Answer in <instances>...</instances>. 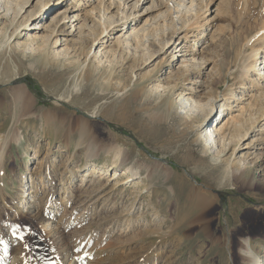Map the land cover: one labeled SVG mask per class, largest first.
I'll return each mask as SVG.
<instances>
[{
  "label": "rangeland",
  "instance_id": "obj_1",
  "mask_svg": "<svg viewBox=\"0 0 264 264\" xmlns=\"http://www.w3.org/2000/svg\"><path fill=\"white\" fill-rule=\"evenodd\" d=\"M110 2L32 0L14 40L16 22L0 21V264H234L243 240L263 264L264 118L224 157L211 147L205 155L199 136L222 121V98L254 94L247 80L264 86V52L258 76L243 74L251 60L245 43L264 17V0H195L201 13L187 18L186 32L169 33V49L144 37L162 29V19L173 27L175 5L157 10L162 0H131L122 16L115 5L102 18L99 9ZM71 16L73 24L63 21ZM140 29L137 39L130 36ZM65 47L76 59L64 64ZM19 91L28 100L20 113L12 102ZM177 94L217 106L209 117L188 114ZM114 155L127 156L141 178L114 190L118 182L107 183L114 171L106 169ZM224 159L246 163L256 186H232ZM33 181L35 193L26 196ZM191 188L209 189L211 201L205 220L189 227L183 217ZM42 209L48 214L39 223Z\"/></svg>",
  "mask_w": 264,
  "mask_h": 264
},
{
  "label": "bare ground",
  "instance_id": "obj_2",
  "mask_svg": "<svg viewBox=\"0 0 264 264\" xmlns=\"http://www.w3.org/2000/svg\"><path fill=\"white\" fill-rule=\"evenodd\" d=\"M30 1H32V0H0V21L9 17L12 25L15 24V22H16L15 26H17V25H19V27L24 26L23 24H26L28 22L29 18L26 19L25 17H22V11H23V8L25 6H28ZM110 1H111L110 2V8L104 9V7H102V8L100 7V9H99L100 12H102V10L104 11L102 18H104L106 13L109 14L108 13L109 10H111V7L115 6V5H117L116 6L117 10H119L118 13L121 14V16H122L123 15L122 12L124 11V9L127 5L126 2H130L131 0H110ZM134 1L137 2V1H141V0H134ZM175 2H176V0H164V1L162 0L161 5L159 6L160 8H157V10H161L163 8V5H165V4L168 6L172 5V7L174 5L176 6L175 7L176 16L171 19V20L174 19L173 20V27L169 28L168 26H170L172 23L167 26L165 23L166 21L162 19V22H163L162 23L163 24L162 29L156 30L154 32V34L152 36H150L153 39L151 42L149 41L150 37L145 36L144 41L147 43H144V44H149L152 46V43H155V45H157V44H160L163 42L165 44H163L162 49H164V48L169 49L171 47V46H168V44H167L169 42L167 40V38H170V36H168L169 33H172L171 35H173V37H174L177 34H181L183 32H186L189 29V26L191 24V23H189L190 21L187 20V18L192 16L193 18L196 19V17H198V15L202 11V9L195 10V8H194L195 0H188V3H186L187 0H183L182 2L179 1L177 3H175ZM132 7H134V6L132 5ZM113 8H115V7H113ZM105 10H106V12H105ZM157 10H156V12H157ZM183 18H186V19L184 20ZM65 19H67L70 24H73L76 21V18L74 16L66 17L63 19V21ZM178 21H180V23L182 24L181 26H177ZM259 22L260 23L257 24V27H255V28L251 29V31H249L248 36H247L248 38H247L246 43H245L246 46H251V52H250L251 53V58H250L251 60H250L249 64L243 68L244 69L243 74L249 75V76H250V74L252 76L258 74V70L256 68L257 60H259L258 52L261 54H263L262 52H264V17H263V15L259 18ZM64 24H65V22L63 23V25ZM144 26L146 27L147 25L144 24ZM143 27L141 29L144 32ZM72 28H75V26H73ZM18 29L19 28L17 26L16 29L14 30V32H12V34H11L12 38L18 36V34H19ZM78 29L80 30V28H78ZM141 29L136 30V31L135 30L132 31L130 33V36L135 37V35L138 32L142 31ZM112 30L113 29H111L109 32H111ZM107 31H108L107 29L104 30L103 33H105V34H103L102 39H106V41L108 42V40H110V38H109L110 33H107ZM5 33H6V27H5V24H3L2 27H0V37L5 35ZM51 36H52V34L50 35L49 38H51ZM173 37L171 38L172 40H173ZM135 38L137 39V37H135ZM8 39H9V37H8ZM125 39H126V41H128V38H125ZM136 39H135V41H136ZM13 40H14V38H13ZM138 41L141 43L140 39ZM138 41L136 42V44L138 43ZM58 43L59 42L57 40L52 42L53 46H58ZM106 43H104V44H106ZM127 44H128V42L126 43V45ZM174 44H176V42ZM121 45L122 44L120 43L119 46H121ZM25 46L26 47H24V48L27 49L28 46L27 45H25ZM138 47H139V43L137 44V49H138ZM35 49L38 50V47H36ZM104 49L105 48H102V49L98 48L97 49L98 54L102 57H105L108 53V50L104 51ZM65 51H66V54H65L66 59L64 61V64L69 63L70 60L74 61L76 59L74 49H69L68 47H65L64 52ZM134 51H136V47L134 48ZM179 51L180 50H178V52ZM190 54L194 55L192 52ZM58 56L62 57V53L60 52L58 54ZM193 57L191 58L192 59L191 61H193ZM63 58H64V56H63ZM151 59H149L148 61H150ZM263 59H264V57H263ZM185 63L187 64V61H185ZM191 64H193V63H191ZM260 65H261V63H260ZM261 68L264 69L263 66ZM185 69L186 70L183 73V75L184 74L186 75V78L184 81H187L186 80V79H188L187 75H188V73H190L191 70L189 71V67H187V66L185 67ZM243 74H242V76H243ZM259 79H262V81L264 83V75L259 77ZM246 83H247V85L250 86V88H249L250 90H252L253 87L255 86L254 89L256 92L254 94H251L254 90L249 91L248 95L246 96V99H243L242 96L236 98L235 94L232 93L230 99L232 100L231 102L235 105H230L232 103L230 102L229 99L226 100L225 98L224 99L222 98V100H224V103L222 105H219L220 112L218 114V116L220 117L224 113L223 118L221 119L222 121H220V123L218 125H215L211 128L208 127L207 130L204 131L205 134L199 136V139L201 141V146H202V148L205 149V152H204L205 155L209 152V150H210L209 147H211V148H215V150L217 151L216 156H223L224 157V155H226L228 152H230L233 149V146L236 147L239 145V143L242 145L243 139L249 133V130L252 129L258 123L257 122L258 120L260 121L264 118V92L263 93L262 92L257 93L258 90L256 89V88H258V89H260L259 91H264V86H260L258 81H255V80H253V83H250V80H247ZM246 83L245 84L240 83L242 85L241 86L242 90L243 89L245 90ZM159 88H162V87L159 86ZM164 89L165 88H163V90ZM246 90H248V89H246ZM176 98H178V100L181 104V107H183V109L186 110V113H188V114H191L193 112H201L200 113L201 116L207 114V117H209L210 112L214 109V107L217 106L216 105V103H217L216 99L212 100V102L211 101L207 102V104H203V103H200L199 101H194L191 98L186 97V95H182V94H177ZM244 101H246L245 104H244ZM12 102L14 103V105L16 106V108L19 110V113H20L21 111L23 112V110L27 107L26 102H28V100L25 97V95L19 91V92H16L13 94ZM210 102H211V105H210ZM228 102L230 104H228ZM209 106H210V108H209ZM88 117L90 119L96 118L95 115H93V114L89 115ZM254 117H256V118H254ZM198 128L202 129L201 125H199ZM83 130H84V128H82V131ZM84 133H85V131H83L82 135ZM78 145H80V144H77L76 146H78ZM233 154H234V151H232L230 153L229 157H232ZM2 157H0V159ZM89 157L90 158H88V159H92V160H90L87 163H93L94 158L91 156H89ZM112 160H113L112 164L110 166L106 167V169H107V171L108 170L114 171L112 178L107 180V183L109 181L110 182H113V181L118 182V184H115V186L113 187L114 190H115V188H119L123 185L127 186V185L131 184L133 181L139 180L141 178L140 177L141 176L140 168L138 167V169H134L132 166L129 167L127 156L123 157L119 161V155H114ZM218 161L220 162V160L218 159V160H216V163L219 164ZM222 162L225 163L224 174H225V176H227L228 178H230L232 180V181H230L232 183V186L238 184L241 188L247 189V190H250L251 188L256 186V181L254 182V178H253L254 172L252 171V169L246 167V163H244L243 166H241L239 162L238 163H231L227 159H224V161H222ZM91 165H94V164H91ZM155 165H157V164H155ZM120 166H125V169L120 170L121 173L120 172L118 173V171H119L118 168H120ZM157 166L161 167V164H158ZM89 168H91V166L88 168L84 167L83 171L88 170ZM163 168H164V166H163ZM107 171H106L105 175L108 174ZM119 177L123 178V179L118 180L117 178H119ZM82 185L83 184H81L80 187H82ZM34 186H35V183L33 181V182H31V191H27L26 196H30V195L33 196V194L35 193V192H33ZM66 186H67V183H66ZM96 187H97V184H96ZM208 190L209 189H207V188H205L204 190L203 189L201 190V188H195V189L191 188V189L187 190L188 193L186 196V203L190 207V210L185 212L184 217H183V220L188 219L185 222V224L187 226L191 227V225L195 221V218L197 220L201 221V220H205V218L207 217V216H205L204 213H205L206 209L209 207V203L211 200H210V194H206V193H204V191H208ZM199 191H202V193L205 194L208 198L205 195H204V197L202 195H200ZM65 192L63 191L62 194L65 195ZM93 192H91V193L94 194L95 192L94 193ZM69 194L70 193H68V195ZM92 194H89V196H87L85 198H87L90 201L91 198L92 199L95 198L94 197L95 195H92ZM140 197H141V195H140ZM61 199H63V198H61ZM88 200H87V202H88ZM67 202L65 205H67ZM197 211H200V214L198 216L196 215ZM27 212H28V214L32 213L29 211H27ZM47 214H48L47 210L42 209L41 215L38 218V221H40L39 223H42L43 219L45 218L44 216H46ZM118 222L119 221H116V223H118ZM247 245H248V241L243 240L241 247L238 249V252L236 253V256L238 259L237 263H234V264H238V263L239 264H256L254 256H252L246 250ZM0 260L3 262L4 256H2L0 258ZM262 260H263V264H264V257H262ZM166 262H167V260H166Z\"/></svg>",
  "mask_w": 264,
  "mask_h": 264
}]
</instances>
